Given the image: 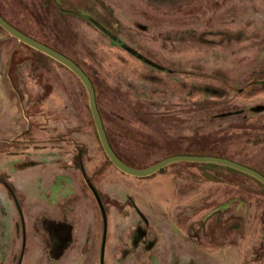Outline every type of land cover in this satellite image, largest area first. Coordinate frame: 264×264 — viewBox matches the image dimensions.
Returning a JSON list of instances; mask_svg holds the SVG:
<instances>
[{
    "label": "rangeland",
    "instance_id": "obj_1",
    "mask_svg": "<svg viewBox=\"0 0 264 264\" xmlns=\"http://www.w3.org/2000/svg\"><path fill=\"white\" fill-rule=\"evenodd\" d=\"M0 12L87 71L125 158L143 168L199 146L264 170V0H0ZM84 88L0 27V264H264L261 184L211 166L124 174Z\"/></svg>",
    "mask_w": 264,
    "mask_h": 264
},
{
    "label": "water",
    "instance_id": "obj_2",
    "mask_svg": "<svg viewBox=\"0 0 264 264\" xmlns=\"http://www.w3.org/2000/svg\"><path fill=\"white\" fill-rule=\"evenodd\" d=\"M0 27H2L4 31H6L11 36L17 38L19 42H22V44H25L29 47H32L33 49L38 50L40 53L50 56L52 59L56 60V62L67 67L82 82V84L84 85V87L88 92L87 95L91 110L90 113L96 127L97 135L103 146L102 148L106 153V156L108 157L110 162H112L114 166L118 170L122 171L124 174L134 177L145 178L154 174L157 171L164 169L166 166H169L175 162L176 163L179 162L211 163V164H220V165L229 166L230 168L245 172L247 175H250L264 183L263 172L245 163L221 155L194 154V153L172 154L161 159L160 161L159 160L156 161L152 165L147 166L145 168L131 166L130 164L126 163L124 159L121 158L113 149V146L106 132V127L103 118L100 114L101 111L96 99L97 92L93 84V81L91 80V77L87 73V71L82 66H80L76 61H74V59L69 55L58 51L56 48L50 45L40 42L39 39L23 32L18 27L9 23L1 12H0ZM95 194L97 195L96 192ZM97 198H99L98 195Z\"/></svg>",
    "mask_w": 264,
    "mask_h": 264
},
{
    "label": "trees",
    "instance_id": "obj_3",
    "mask_svg": "<svg viewBox=\"0 0 264 264\" xmlns=\"http://www.w3.org/2000/svg\"><path fill=\"white\" fill-rule=\"evenodd\" d=\"M3 15V14H2ZM4 16V15H3ZM5 17V16H4ZM6 19V18H5ZM8 22H9V20H8ZM9 23H11V22H9ZM12 24V23H11ZM15 26V25H14ZM17 27V26H16ZM20 29V28H19ZM28 34V33H27ZM48 45V44H47ZM62 52V51H61ZM49 58H51L50 56H48ZM52 59V58H51ZM60 64V63H59ZM60 65H62V64H60ZM91 77V76H90ZM94 83V82H93ZM94 86H95V84H94ZM85 89V88H84ZM95 89H96V87H95ZM96 92H97V90H96ZM98 94V93H97ZM97 94H96V99H97V102H98V97H97ZM98 106H99V103H98ZM99 108H100V106H99ZM100 111H101V109H100ZM102 112V111H101ZM101 112H100V114H101ZM101 116H102V114H101ZM104 121V120H103ZM92 122L94 123V121H93V119H92ZM105 124V123H104ZM105 127H106V132H107V135H108V138H109V140H110V142H111V144H112V146H113V149L115 150V152L121 157V158H123L124 159V161L126 162V163H128V164H130L131 166H134V167H141V165L140 164H138V163H135L134 161H132L131 159H129V158H125L124 157V155L121 153V152H119L115 147V144L113 143V141H112V138L110 137V135H109V133H108V131H107V126H106V124H105ZM96 129V128H95ZM98 137V136H97ZM175 151V150H174ZM177 153L178 154H182V153H194V154H212V155H222V154H220V153H217V152H215V151H212V150H210V149H203V148H200L199 146L198 147H196L195 149H189V150H186V151H177ZM172 154H176L175 152H170V154H168L167 156H169V155H172ZM104 155H105V158H106V160H107V162L112 166V167H114L113 166V164L108 160V158H107V156H106V154L104 153ZM167 156H165V157H167ZM164 157V158H165ZM160 161V160H159ZM178 165H194V166H199V168H202V167H208V166H211V167H222V168H226V169H229V171H235V172H239V173H242V174H245L247 177H250V178H252V179H255L259 184H261L262 185V187H263V189H264V183L263 182H261L260 180H258V179H256V178H254V177H252V176H250V175H247L245 172H242V171H239V170H236V169H233V168H230L229 166H225V165H220V164H211V163H194V162H180V163H173V164H171L170 166H178ZM80 166H81V169L83 170V168H82V164H80ZM147 167V166H146ZM168 167V166H167ZM252 167H254V168H256V169H258L259 171H261V172H263L264 173V170L262 169V168H260V167H256V166H252ZM142 168V167H141ZM143 168H145V167H143ZM162 170H160L159 172H161ZM7 185V184H6ZM8 187H9V185H7Z\"/></svg>",
    "mask_w": 264,
    "mask_h": 264
},
{
    "label": "crops",
    "instance_id": "obj_4",
    "mask_svg": "<svg viewBox=\"0 0 264 264\" xmlns=\"http://www.w3.org/2000/svg\"><path fill=\"white\" fill-rule=\"evenodd\" d=\"M50 163H48L49 165L51 164V165H53V166H57V168H59V161H55V160H50L49 161ZM33 167H35V166H29L27 169H31V168H33ZM26 169V170H27ZM84 175H86L87 177H90V176H88L89 175V173L87 172V169L85 168V166H84ZM25 170V171H26ZM45 170V169H44ZM47 173H49L50 175L52 174L53 175V177L56 179V177L55 176H57V177H60V176H62L63 178H65L67 181L66 182H68L69 183V185H70V187H71V189H74L73 190V192L75 193V191H76V189H75V186L71 183V177L68 175V174H64V173H60L57 169L55 170V171H53V170H51V169H48L47 170ZM32 179H34V176L33 177H31V179L30 180H32ZM43 179V178H42ZM45 179H43V181H44ZM53 182V181H52ZM84 218V225L83 226H85V229H84V231H86L85 233V238L83 237V239H81V243H83V241L85 240L86 241V239H87V237H86V235L90 232V230L92 229V226H91V223H92V221H91V218H90V216L87 218L86 217V215L83 213V211L80 209L79 210V216H78V219H77V225H76V228H75V232H76V234H75V242H76V240H77V235L80 233V231H83L82 229H81V227H82V225H81V220ZM82 245V244H81Z\"/></svg>",
    "mask_w": 264,
    "mask_h": 264
}]
</instances>
